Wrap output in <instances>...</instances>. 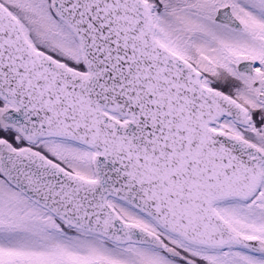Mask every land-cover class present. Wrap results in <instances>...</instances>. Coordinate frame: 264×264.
I'll return each instance as SVG.
<instances>
[{
  "label": "snow or ice",
  "instance_id": "obj_1",
  "mask_svg": "<svg viewBox=\"0 0 264 264\" xmlns=\"http://www.w3.org/2000/svg\"><path fill=\"white\" fill-rule=\"evenodd\" d=\"M0 264H264V0H0Z\"/></svg>",
  "mask_w": 264,
  "mask_h": 264
}]
</instances>
